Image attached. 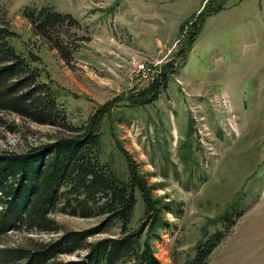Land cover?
Listing matches in <instances>:
<instances>
[{
  "label": "rangeland",
  "instance_id": "obj_1",
  "mask_svg": "<svg viewBox=\"0 0 264 264\" xmlns=\"http://www.w3.org/2000/svg\"><path fill=\"white\" fill-rule=\"evenodd\" d=\"M205 1L0 0L1 19L15 32V49L34 56L33 65L52 80L77 127L101 105L146 86L171 61L174 73L155 101L125 106L118 98L100 127L101 160L118 176L126 174L122 148L153 185L159 206L183 202L181 217L164 214L172 227L149 239L162 264H186L205 233L224 227L219 219L225 212L244 215L254 205L264 209V0H227L186 46L192 16ZM48 4L81 23L61 29L75 40L68 62L35 34L24 15L25 8ZM64 133L61 127L0 112V152L30 151ZM137 199L135 227L143 211L139 194ZM52 216L75 230L100 220ZM240 230L225 236L207 264H264V245L254 246V241L241 244L253 250L243 260L234 259L240 246L227 250L231 242L245 239ZM27 236L48 240L57 235L8 231L0 242L25 245ZM74 257L60 255L62 260Z\"/></svg>",
  "mask_w": 264,
  "mask_h": 264
},
{
  "label": "trees",
  "instance_id": "obj_2",
  "mask_svg": "<svg viewBox=\"0 0 264 264\" xmlns=\"http://www.w3.org/2000/svg\"><path fill=\"white\" fill-rule=\"evenodd\" d=\"M225 6L227 0L204 2L192 16L186 46L192 45L205 20ZM24 15L35 34L68 62L75 40L65 38L61 29L65 23L79 27L77 18L50 4L37 10L25 8ZM3 16L0 15V112L61 127L67 133L56 136L52 142L31 146L30 151L23 153L0 152V241L8 231L57 235L48 240L27 236L25 245L0 242V264H162L149 239H159L161 230L172 227L164 214L181 217L183 202L159 206V199L152 194L153 185L148 184L122 148L126 174L124 178L118 176L101 160L100 127L118 98L125 100V106H145L155 101L174 73L171 61L146 86L101 105L85 124L77 127L58 99L52 80L43 78L33 65L34 56L15 49V32L1 19ZM137 194L143 211L135 227L132 217ZM54 213L100 220L85 229H66L52 216ZM240 214H222L219 220L224 221V227L205 233L194 244L193 256L186 264H207L211 252L231 232ZM113 227L118 232L109 233ZM144 233L146 237L142 238ZM96 234L108 235L89 240ZM72 254L77 257L60 258Z\"/></svg>",
  "mask_w": 264,
  "mask_h": 264
},
{
  "label": "crops",
  "instance_id": "obj_3",
  "mask_svg": "<svg viewBox=\"0 0 264 264\" xmlns=\"http://www.w3.org/2000/svg\"><path fill=\"white\" fill-rule=\"evenodd\" d=\"M239 228H241L242 232L244 233L245 239L239 238V240H236L233 243L231 242L230 245L228 244L229 248H227V250H230L231 252V250L234 251L235 246L237 247L240 246V248H238L239 250H236L237 252L235 251L238 255V257L237 256L234 257L235 261H238L237 259L243 260L244 259L243 255H247L246 251L251 250L245 247L242 248L241 244L248 242V241H254L255 242L254 246L264 245L263 243L264 242V209L258 208L256 207V205H254L249 211H247V214L240 215L236 221V224L233 226L232 229L234 231H238ZM229 239L230 238L228 237L227 240ZM224 240L225 238H223V240L218 245H222V242ZM216 248H219V246H217ZM216 248L213 251H215ZM259 262H261V260Z\"/></svg>",
  "mask_w": 264,
  "mask_h": 264
}]
</instances>
